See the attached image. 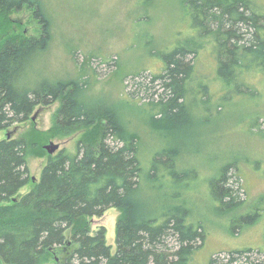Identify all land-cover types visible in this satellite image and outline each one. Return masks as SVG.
Returning <instances> with one entry per match:
<instances>
[{
	"label": "trees",
	"instance_id": "16d2710c",
	"mask_svg": "<svg viewBox=\"0 0 264 264\" xmlns=\"http://www.w3.org/2000/svg\"><path fill=\"white\" fill-rule=\"evenodd\" d=\"M186 3L195 37H212L221 81L233 86L248 69L264 73V0ZM24 5L39 29L37 35L0 41V130L26 121L36 106L59 100L49 132L62 138L90 131L77 140L74 152L50 154L39 180L22 195L18 191L30 180L28 143L23 137L0 139V264H194L204 229L190 219L184 203L174 202L182 195L181 187L191 186L194 171L183 168L179 150L167 146L153 154L144 172L136 136L124 128L116 108L86 97V79L40 78L34 64L47 50L51 33L38 1L0 0V15ZM200 44L178 42L170 52L157 54L164 65L149 82H157L161 90L151 94L158 97L152 105L162 107L158 121L163 128V122L183 121L188 111L189 92L198 80L189 57L195 59ZM206 87L199 90L206 93ZM231 166L236 167L226 165L210 182V192L221 204L236 199V191L226 186ZM143 183L149 185L145 190ZM167 183L171 192L163 190ZM155 189L159 195H152ZM111 207L120 212L114 253L106 243L105 227L92 230L90 225L92 217ZM243 252L249 249L231 254ZM215 262L211 258L209 264Z\"/></svg>",
	"mask_w": 264,
	"mask_h": 264
},
{
	"label": "rangeland",
	"instance_id": "374dc122",
	"mask_svg": "<svg viewBox=\"0 0 264 264\" xmlns=\"http://www.w3.org/2000/svg\"><path fill=\"white\" fill-rule=\"evenodd\" d=\"M37 1L51 33L47 50L34 64L39 77L86 79V97L116 108L124 128L136 136L144 172L149 170L153 154L167 146L179 150L183 168L194 171L191 186L181 187L182 195L174 198L175 203L190 209V219L204 229L194 264H209L211 258L216 259L215 264L264 261V73L248 69L235 78L233 86L221 81L212 37H195L186 0ZM38 29L26 5L5 17L0 15V41L12 35H37ZM178 42L201 43L195 59L189 57L196 64L194 77L198 80L189 92L183 121L163 122V128L158 121L162 107L152 105L158 97L151 94L161 90L157 82L149 81L164 65L157 54L170 52ZM148 83L151 86L145 91ZM205 85L206 93L199 90ZM59 104L56 100L36 106L26 121L0 130V139L9 133L28 143L30 180L19 195L39 180L50 155L46 145H58L51 155L61 149L74 152L77 140L90 131L85 128L62 138L51 134L48 129ZM228 164L236 166L227 172L226 184L236 191V199L221 204L211 194L210 182ZM168 186L164 184L163 190L171 192ZM156 194L160 192L152 190ZM119 214L111 207L90 220L92 230L105 227L111 253L116 250ZM244 249L249 252L231 254Z\"/></svg>",
	"mask_w": 264,
	"mask_h": 264
},
{
	"label": "water",
	"instance_id": "95a60500",
	"mask_svg": "<svg viewBox=\"0 0 264 264\" xmlns=\"http://www.w3.org/2000/svg\"><path fill=\"white\" fill-rule=\"evenodd\" d=\"M32 118H34V116H32ZM9 136H10V134L8 133L7 137H9ZM45 148L47 149L49 154H52V153H54L57 150L58 145L57 144H53V143H49L48 145L45 146Z\"/></svg>",
	"mask_w": 264,
	"mask_h": 264
}]
</instances>
